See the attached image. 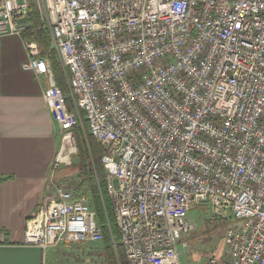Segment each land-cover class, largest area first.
<instances>
[{"label": "built area", "instance_id": "1", "mask_svg": "<svg viewBox=\"0 0 264 264\" xmlns=\"http://www.w3.org/2000/svg\"><path fill=\"white\" fill-rule=\"evenodd\" d=\"M35 2L74 106L39 43L27 41L23 68L46 78L61 127L56 167L77 154L83 110L106 148L127 260L181 264L182 236L197 228L188 214L208 204L213 220L230 212L243 221L224 235L232 264H264V0ZM30 28V0H0V37ZM102 241L89 201L59 187L27 220L22 244Z\"/></svg>", "mask_w": 264, "mask_h": 264}, {"label": "crops", "instance_id": "2", "mask_svg": "<svg viewBox=\"0 0 264 264\" xmlns=\"http://www.w3.org/2000/svg\"><path fill=\"white\" fill-rule=\"evenodd\" d=\"M28 31L0 37V264H46L48 249L22 241L27 220L59 188L54 171L62 132L44 100L46 78L23 68L26 42L33 40ZM188 244L181 239V264H193L197 250ZM59 248L52 247L54 254Z\"/></svg>", "mask_w": 264, "mask_h": 264}, {"label": "trees", "instance_id": "3", "mask_svg": "<svg viewBox=\"0 0 264 264\" xmlns=\"http://www.w3.org/2000/svg\"><path fill=\"white\" fill-rule=\"evenodd\" d=\"M30 19L32 26L27 34L39 43L42 56L49 57L57 84L68 96V109L73 111L74 106L65 83L62 66L56 51L52 48L50 32L43 27L35 0H30ZM73 132L78 149L72 163V169L76 173V179L72 182L73 187L70 190L73 198L88 200L96 212L97 222L103 234L101 242L103 248L100 249L99 254L103 257L104 264H131L120 244V232L112 200L107 192V170L102 163L106 148L90 133L86 113L83 110ZM113 243L116 248L113 247Z\"/></svg>", "mask_w": 264, "mask_h": 264}, {"label": "rangeland", "instance_id": "4", "mask_svg": "<svg viewBox=\"0 0 264 264\" xmlns=\"http://www.w3.org/2000/svg\"><path fill=\"white\" fill-rule=\"evenodd\" d=\"M75 157L76 154L71 156V165L60 164L59 169L54 171V174L57 175L58 187L72 190V182L76 179V173L72 169ZM113 184L117 189L118 180L114 179ZM211 217L212 210L208 204H199L188 214V220L194 222L197 228L184 234L182 240L187 244L190 243L187 245L189 247L192 244L190 249L197 250L191 254L195 257L192 256L193 264H200L205 257H215L222 264L227 261L226 264H229L230 254L225 244L224 235L229 227L241 226L243 221L237 220L230 212L226 218L213 220ZM102 248V243L64 244L56 249L55 254L52 248L48 249L45 261L46 264H104L103 257L99 254ZM185 252L184 258H190V252L186 254Z\"/></svg>", "mask_w": 264, "mask_h": 264}]
</instances>
